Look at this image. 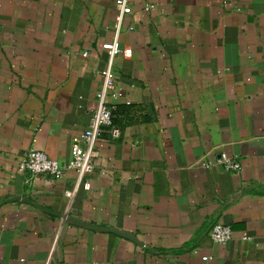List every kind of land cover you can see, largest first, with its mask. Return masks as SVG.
<instances>
[{"label":"crops","instance_id":"1","mask_svg":"<svg viewBox=\"0 0 264 264\" xmlns=\"http://www.w3.org/2000/svg\"><path fill=\"white\" fill-rule=\"evenodd\" d=\"M115 29L114 0H0V264H264V0H128L120 137L98 136L80 181L19 170L28 149L67 162ZM216 222L224 245L209 238Z\"/></svg>","mask_w":264,"mask_h":264},{"label":"built area","instance_id":"2","mask_svg":"<svg viewBox=\"0 0 264 264\" xmlns=\"http://www.w3.org/2000/svg\"><path fill=\"white\" fill-rule=\"evenodd\" d=\"M114 2L116 6L115 37L108 51L106 66L100 71L101 84L95 94V107L87 128L80 135L73 138L70 157L64 164L48 158L41 150L28 149L18 163L20 171H26L30 176L45 174L58 179L63 176L66 170H73L80 181L84 175L90 173L93 169V157L96 154L95 144L98 136L106 131L112 139L120 137L121 130L113 121V112L116 108L115 101L120 99L122 94L120 88L114 82L113 60L116 54L121 51L117 34L128 0H114ZM122 52L126 57L131 55L130 48H123ZM125 104H129V101H126ZM217 161L222 164L226 171L239 172L241 169L240 163L224 152L219 153ZM203 164L209 165V162ZM209 238L215 244L224 245L231 238V230L229 226L216 222L209 230ZM242 239H247V237ZM193 252L197 253L196 249H193ZM201 258L204 261L211 259L210 256H202Z\"/></svg>","mask_w":264,"mask_h":264},{"label":"water","instance_id":"3","mask_svg":"<svg viewBox=\"0 0 264 264\" xmlns=\"http://www.w3.org/2000/svg\"><path fill=\"white\" fill-rule=\"evenodd\" d=\"M23 201L25 203H28L34 207H36L37 209L43 211V212H46L50 215H53L55 217H58L66 222H68L69 224H72V225H75V226H79V227H83V228H87V229H90V230H95V231H101V232H110V233H114L118 236H121V237H124V238H127V239H130L132 240L133 242L139 244L138 240L135 238V236L129 232H126V231H119V230H116L114 228H109V227H102V226H99L97 224H95L94 222L90 221V222H86V221H83V220H78L76 218H72L70 217L68 214H64V213H57V212H54V211H51L49 209H46L42 206H39L37 205L36 203L32 202L30 199L26 198V197H21V196H10L8 198H6L3 202V203H6V202H12V201Z\"/></svg>","mask_w":264,"mask_h":264}]
</instances>
